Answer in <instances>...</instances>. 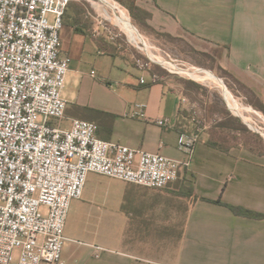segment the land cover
<instances>
[{"label": "crops", "instance_id": "obj_1", "mask_svg": "<svg viewBox=\"0 0 264 264\" xmlns=\"http://www.w3.org/2000/svg\"><path fill=\"white\" fill-rule=\"evenodd\" d=\"M134 1L150 15L148 25L155 33L183 39L195 52L213 56L219 71L264 104V0ZM94 20L83 3H72L64 18L62 55L72 59L66 83L78 85L66 91L65 84L68 120L95 123L104 141L187 160L178 150V135L193 131L196 124L189 118L190 106L182 102L188 99L183 90L158 71H140L134 57L120 53L123 47L106 52L103 38L95 35ZM137 105H146V118H126ZM159 118L170 119L172 126H157ZM236 141L204 126L190 166L165 190L90 174L67 221L87 219L93 242L76 245L64 263L264 264V218L239 216L224 205L194 198L264 215V153ZM177 225L182 228L172 242L169 233Z\"/></svg>", "mask_w": 264, "mask_h": 264}, {"label": "built area", "instance_id": "obj_2", "mask_svg": "<svg viewBox=\"0 0 264 264\" xmlns=\"http://www.w3.org/2000/svg\"><path fill=\"white\" fill-rule=\"evenodd\" d=\"M83 1L0 0V264H65L62 254L70 207L82 198L90 174L168 189L190 166L204 130L194 104L196 116L191 119L196 128L178 135V150L187 160H176L104 141L97 136L95 123L87 120L70 119V127H63L68 120L63 91L72 59L62 55L61 31L69 6ZM111 1L130 17L124 6ZM98 26L112 41L126 36L142 55L135 59L140 71L159 66L193 80L189 73L199 69L164 52L135 26L138 37L133 39L119 25L120 34L104 23ZM94 32L101 36L100 28ZM157 80L154 75L153 81ZM182 102L188 104L185 98ZM145 108L137 105L125 117L144 119ZM155 124L172 126L167 118Z\"/></svg>", "mask_w": 264, "mask_h": 264}, {"label": "rangeland", "instance_id": "obj_3", "mask_svg": "<svg viewBox=\"0 0 264 264\" xmlns=\"http://www.w3.org/2000/svg\"><path fill=\"white\" fill-rule=\"evenodd\" d=\"M81 3L86 5L87 9L94 16V19H96L94 20L95 21L94 28L96 26H97L96 28H100L102 38L107 39L106 35L108 34L102 28V26H98L99 23L106 24L108 27H110L113 30V32H116L117 34L121 33L120 28L116 25L114 21L115 20L114 12L112 9L107 7L100 0H84ZM128 14L131 18L133 25L145 37L150 39L151 42H153L155 45L163 49L164 52L170 54L173 58L182 60L195 67L203 68L211 72L215 77L223 80V83L227 88V91L231 93V95H233L234 98L240 104L246 107L250 106L248 104L249 95H247V92L238 84H236L232 79H230L229 77L224 75L221 71H219V69H217L216 67L217 63L213 56L212 59L211 57L209 58L203 56L204 53L195 52L194 50L191 49V47H189V45L185 43L183 39L182 40L173 39L163 34L145 30L140 25H138V23L134 20L130 12H128ZM105 17L108 18V21L105 20L106 19ZM114 46L123 47L122 49H119L120 53L123 52L126 55L134 57V59L142 58L140 52L128 43L126 36L124 34L115 41ZM113 52L114 51H112V53ZM120 61L122 62V60ZM154 69H155L154 71L156 72L158 71L159 73H161L164 78L173 79L177 81L176 83L183 90L184 96H186L189 99V100L187 99L188 104L190 105L189 118L191 119V117L197 115L198 121L203 122L205 126V131H209L210 133L217 134L218 136H220V134L225 135L226 138L232 139V141L234 139V142H237L236 139H240L241 141H244V144L247 147L264 153V135H261L258 132H254L246 124H244V122H242L240 118H237V116L235 117V115L231 113V111L228 108V105L225 102L222 88L220 87L219 84H217L218 82L217 83L202 82L195 78H192L193 80H195L193 81L184 76L171 74L170 72L162 69L159 66H155ZM74 86L78 87L76 81H71L70 83H66V91L72 90ZM114 88L115 90H119V88L116 85H114ZM194 104L196 106V108L194 109L196 111V115H194V110L191 108V106ZM72 109L73 107H71V110H69V114L73 113ZM252 115H253L254 126L259 131L264 133V119L263 118L261 119L254 114ZM262 116L264 117V114H262ZM229 117H233L234 119L238 120L242 125V127L234 124L230 125L231 123L229 124V119L231 118ZM67 122L69 125L67 124ZM70 124H71L70 121L66 120L62 125L63 127L68 128L70 127ZM177 183L178 181L175 184H173L171 187H174ZM182 214H183L182 217V222H183L185 217V211H183ZM86 221L87 219L83 217H79V219H77L76 217H70V219H68V221L66 222L65 237L68 236L71 238L73 237L74 239H72L73 241L71 242H74L75 244H72L69 241L68 242L65 241L62 260H65V258L69 254V251L71 252L78 249V246L76 245L78 244L89 245L90 243L93 242L91 238L94 236V233L91 227L87 225ZM181 228L182 226L177 225L175 226V229L171 230V232L169 233L170 235L174 236L171 237L172 242L173 239H175V237L177 238V235L181 230ZM170 244L172 245L173 243Z\"/></svg>", "mask_w": 264, "mask_h": 264}, {"label": "bare ground", "instance_id": "obj_4", "mask_svg": "<svg viewBox=\"0 0 264 264\" xmlns=\"http://www.w3.org/2000/svg\"><path fill=\"white\" fill-rule=\"evenodd\" d=\"M103 4H105L107 7L113 10L114 12V18L115 23L119 25L126 33L127 35L133 39L135 36H137L136 28L134 27L133 23L131 22L130 17L127 16L125 12L120 10L116 4H114L111 0H100ZM138 37V36H137ZM191 78H195L199 81L205 82L208 81L210 83H217L222 88L224 99L230 109V111L233 113V115L240 118L250 129L257 131L255 129V126L253 124V115L258 116L259 118H262V116L255 112L252 108L243 106L240 104L232 95L227 91V88L223 85L222 81L215 77L211 72L204 70V69H198L194 73H189ZM208 84V83H207ZM221 90V89H220Z\"/></svg>", "mask_w": 264, "mask_h": 264}, {"label": "trees", "instance_id": "obj_5", "mask_svg": "<svg viewBox=\"0 0 264 264\" xmlns=\"http://www.w3.org/2000/svg\"><path fill=\"white\" fill-rule=\"evenodd\" d=\"M116 1H118L120 4H122L124 7H126L129 10L132 17L138 23V25H140L145 30H149V31L154 32L153 29L148 25V19H149L150 15L146 11L137 7L134 0H116ZM103 41H104V44L102 45V48L106 52L112 53V51H114V52L118 51L117 47L108 43L106 41V39L103 38ZM203 56L212 58V56H210L208 54H204ZM152 70H155V69L153 68ZM154 72L156 73V71H154ZM221 72L224 75H226L227 77H229L230 79H232L236 84H238L240 87H242L247 92V95H249V97H248V100H249L248 104L249 105H251L257 111L264 114V104L251 91L246 89L243 85H241L237 80H235L233 77H231L228 73H226L224 71H221ZM229 118H231V119H229V124L231 123L230 125L234 124V125L242 127V125L240 124V122L238 120L234 119L233 117H229ZM227 125H228V123H227ZM194 198H195V200H203V201H207V202H213L216 204L224 205V206L228 207L229 209H231L233 211V213H235L236 215H239V216L250 217V218H259V219L264 218V215L251 212V211L246 210L244 208H239V207L227 205V204L222 203L221 201H211V200L200 198V197H194Z\"/></svg>", "mask_w": 264, "mask_h": 264}]
</instances>
